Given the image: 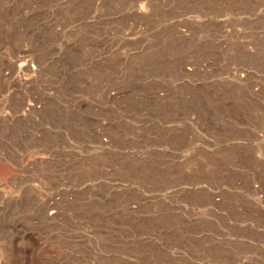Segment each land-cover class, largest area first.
Wrapping results in <instances>:
<instances>
[{
    "label": "rangeland",
    "instance_id": "1",
    "mask_svg": "<svg viewBox=\"0 0 264 264\" xmlns=\"http://www.w3.org/2000/svg\"><path fill=\"white\" fill-rule=\"evenodd\" d=\"M0 264H264V0H0Z\"/></svg>",
    "mask_w": 264,
    "mask_h": 264
}]
</instances>
